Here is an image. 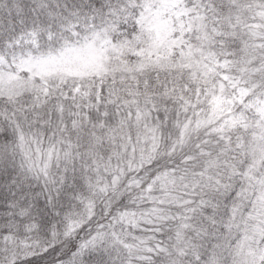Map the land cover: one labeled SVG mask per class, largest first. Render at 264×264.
Masks as SVG:
<instances>
[{
  "label": "snow or ice",
  "instance_id": "snow-or-ice-1",
  "mask_svg": "<svg viewBox=\"0 0 264 264\" xmlns=\"http://www.w3.org/2000/svg\"><path fill=\"white\" fill-rule=\"evenodd\" d=\"M0 264H264V0H0Z\"/></svg>",
  "mask_w": 264,
  "mask_h": 264
}]
</instances>
